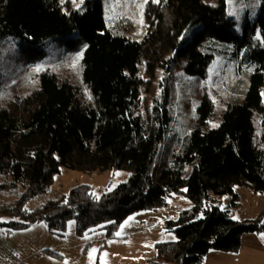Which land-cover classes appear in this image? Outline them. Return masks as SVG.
<instances>
[{"label": "trees", "instance_id": "obj_1", "mask_svg": "<svg viewBox=\"0 0 264 264\" xmlns=\"http://www.w3.org/2000/svg\"><path fill=\"white\" fill-rule=\"evenodd\" d=\"M104 1L84 0L76 7L59 0H0V53L10 45L13 59L31 61L43 55L44 42L68 49L85 44L78 76L58 82L43 72L22 94L0 98V193L14 198L0 203V227L44 223L62 235L74 221L78 236L101 228L113 238L129 214L162 208L174 194L192 207L164 220L176 240L157 243L156 257L146 264H201L210 250L236 253L244 233L264 232V211L239 222L220 202L231 195L236 206L238 186L264 193V0L241 34L227 17L226 0H148L138 40L107 28ZM196 23L201 27L183 42ZM216 55L245 69V93L213 127V104L204 101L154 180L171 121L175 70L204 77ZM156 70L162 74L160 91L142 109L144 75ZM61 168L86 174L124 170L129 177L99 196L91 186L77 185L26 211Z\"/></svg>", "mask_w": 264, "mask_h": 264}, {"label": "rangeland", "instance_id": "obj_2", "mask_svg": "<svg viewBox=\"0 0 264 264\" xmlns=\"http://www.w3.org/2000/svg\"><path fill=\"white\" fill-rule=\"evenodd\" d=\"M80 7L84 0H59ZM148 0H105L104 18L110 31H124L138 40L145 29L144 4ZM202 4L217 5V0H201ZM263 0H226L227 17L233 20V30L242 33L247 19L252 20ZM201 27L193 24L183 35V42L191 40ZM259 39V34L255 36ZM43 55L26 61L13 59V48L7 45L0 53V98H9L14 92L33 87L37 77L49 73L62 82L79 75L85 44L80 42L68 49L62 44L44 42ZM162 74L156 70L152 77L144 75L145 93L142 109L150 106L151 99L160 91ZM32 85V86H31ZM29 86V87H28ZM247 86L246 71L239 63H232L223 55H216L204 77L191 78L175 70L169 89L171 121L165 133L162 151L152 177L164 168L173 148L192 125L197 108L204 102L213 104L214 112L208 124L213 127L229 103L241 99ZM264 105V86L261 91ZM146 108V107H145ZM259 126L257 125V128ZM261 135L260 129L257 131ZM264 136H262L263 138ZM124 170L86 174L61 168L54 176L46 193L29 200L25 210L30 212L48 200L66 195L77 185L91 186L96 196L113 190L128 180ZM1 180V179H0ZM238 204L231 205V195L220 198L228 216L243 222L256 219L264 211V193H254L244 187H235ZM13 196L0 193V203L10 202ZM192 202L183 195L168 197L166 206L154 210H140L129 214L119 225L113 238H106L103 229H94L81 236L75 233L74 221L67 224L62 235L48 230L44 223H36L20 230L0 227V264H146L156 257V244L176 240L174 233L163 227L166 219H173L190 209ZM119 233V235H117ZM264 232L244 233L236 253L210 250L201 264H264ZM95 250V251H93ZM55 253V254H51Z\"/></svg>", "mask_w": 264, "mask_h": 264}, {"label": "snow or ice", "instance_id": "obj_3", "mask_svg": "<svg viewBox=\"0 0 264 264\" xmlns=\"http://www.w3.org/2000/svg\"><path fill=\"white\" fill-rule=\"evenodd\" d=\"M154 2H158V0H154ZM117 235H119V233H117ZM261 239H264V234L261 235ZM93 251H95V250H93Z\"/></svg>", "mask_w": 264, "mask_h": 264}]
</instances>
